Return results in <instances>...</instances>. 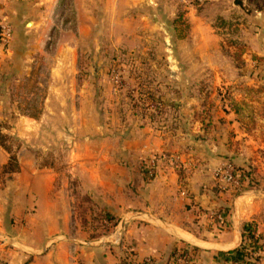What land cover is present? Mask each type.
I'll return each mask as SVG.
<instances>
[{
	"label": "rangeland",
	"instance_id": "obj_1",
	"mask_svg": "<svg viewBox=\"0 0 264 264\" xmlns=\"http://www.w3.org/2000/svg\"><path fill=\"white\" fill-rule=\"evenodd\" d=\"M238 1L61 0L36 8V26L20 42L27 57H18L17 65L6 59L0 71V139L5 141H0V215L11 234L16 221L21 226L34 212L35 192L26 182L44 169L52 195L76 203L87 237L99 239L115 230L118 235L109 238L120 244L125 223L119 216L104 219L92 193L76 184L81 177L73 175L71 151H120L124 139L112 138L113 133L145 105L153 108L146 111L157 115L158 127L183 126L163 118L166 104L157 92L162 85L180 95L231 101L242 106L245 121L252 120L255 101L257 113H264V94L249 91L250 85L264 86V0ZM33 26L30 20L27 27ZM172 113L181 119L178 108ZM263 142L254 149H264ZM12 154L18 170L5 166ZM257 158L234 162L247 184L225 191L219 182L221 190L235 196L252 183L264 195V160ZM180 161L175 154L173 164ZM246 170L250 177L243 175Z\"/></svg>",
	"mask_w": 264,
	"mask_h": 264
},
{
	"label": "crops",
	"instance_id": "obj_2",
	"mask_svg": "<svg viewBox=\"0 0 264 264\" xmlns=\"http://www.w3.org/2000/svg\"><path fill=\"white\" fill-rule=\"evenodd\" d=\"M55 2L61 4V0H0V19L13 28L8 44L0 38V71L5 70L6 59L17 65L18 57H27L28 50L22 53L20 42L36 26V8ZM30 20L31 28L27 27ZM216 73L222 77L220 68ZM62 86L57 90H63ZM157 90L166 104L163 118L167 117L170 125L181 121L183 126L158 127L157 115L146 111L153 108L145 105L142 113L123 121L113 133L112 138L120 135L124 139L120 151H71L73 175L81 177L76 184L92 193L100 210L110 211L125 223V229L119 231L121 243L109 238L118 235L115 230L99 239L87 237L88 227L81 226L76 203L72 205L63 195L54 197L49 173L40 169L26 182L35 192V210L26 214L21 226L16 221L15 235L0 215V264H120L128 256L132 264L148 260L150 264H170L171 253L183 248L185 241L200 246L195 264L244 261L241 255L238 261L234 259L232 249L242 241L244 220L256 221L264 238V195L251 187L235 196L222 191L217 171L229 158L239 165L253 156L258 157L256 162L264 160V149H254L264 138V113H257L259 102L252 105V120L245 121L240 118L242 106L231 101L205 99L202 94L180 95L170 85ZM251 90L264 94V86L250 85ZM173 107L181 111L179 121ZM176 139L180 143H175ZM155 154L164 157H159L155 176L147 179L142 162ZM175 154L182 167L173 164ZM244 179L242 185L247 184ZM214 209L224 212L225 225L210 216ZM206 225L214 228L205 229ZM105 237L109 239L102 241Z\"/></svg>",
	"mask_w": 264,
	"mask_h": 264
},
{
	"label": "trees",
	"instance_id": "obj_3",
	"mask_svg": "<svg viewBox=\"0 0 264 264\" xmlns=\"http://www.w3.org/2000/svg\"><path fill=\"white\" fill-rule=\"evenodd\" d=\"M239 3H241V0L238 1ZM145 92L147 93L148 96L152 97V92L147 89L145 90ZM165 110V108H162V112ZM163 115V113H162ZM162 115H158V116H162ZM154 116V115H152ZM1 143L3 144V142H5L2 139H0ZM6 148L10 151L9 146L6 145ZM6 167H10L13 168V170H18L19 169V163H18V159L16 157V155H11L10 159L8 162L5 163ZM237 167V166H236ZM244 167H240V169H243ZM244 170V169H243ZM180 172L182 173V175H185V172L181 169ZM251 172L250 171H245L243 172V175L246 174V176H249ZM144 176L148 179V178H153V175H148L144 173ZM250 177V176H249ZM251 179V178H250ZM252 182V181H251ZM252 186V183H249V186ZM247 187H243V188H247ZM241 188V189H243ZM117 215L111 213L108 210H103L102 211V217L107 220H116ZM202 228V227H201ZM205 229H213L214 225H206V227H204ZM196 230V229H195ZM242 241L241 243L235 247L234 249H232V251H234V259H236L238 261L240 255L244 257V261H242L241 264H247L248 263V259L251 257H254L257 261H261L264 259V238L262 235V232L260 231V228L257 224L256 221L254 220H244L242 223ZM196 232L199 233L198 230H196ZM186 251H193V256L192 259L194 260L195 264V260H196V252L198 251V249L200 248V246L193 244L191 242H187L185 241V245L183 247ZM179 248H176L173 250V252L170 255V264H171V260L172 258L176 255L177 251Z\"/></svg>",
	"mask_w": 264,
	"mask_h": 264
},
{
	"label": "built area",
	"instance_id": "obj_4",
	"mask_svg": "<svg viewBox=\"0 0 264 264\" xmlns=\"http://www.w3.org/2000/svg\"><path fill=\"white\" fill-rule=\"evenodd\" d=\"M13 34L12 25L3 19H0V38L4 43H9ZM118 76V75H117ZM156 101L155 107L158 106ZM148 166L146 163L145 171L148 175H155L157 164L160 162L159 156L153 155L147 159ZM145 160V161H146ZM177 166L182 167L181 161ZM217 177L221 183L222 189L225 191H232L236 189L239 185L242 184V177L237 172V168L234 163L230 160L223 163V165L217 171ZM210 216L214 217L216 223L220 225H225V215L224 212L220 209H214L210 212ZM193 251H186L184 248H179L176 255L172 258L171 264H193L194 260L192 259ZM247 264H264V260L257 261L254 257L248 259ZM132 264V257H129L126 263ZM146 264H150L148 260ZM237 264V262H236Z\"/></svg>",
	"mask_w": 264,
	"mask_h": 264
}]
</instances>
